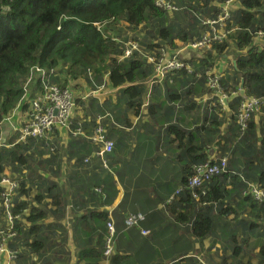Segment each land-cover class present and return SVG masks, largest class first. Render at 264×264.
Here are the masks:
<instances>
[{"label": "trees", "instance_id": "obj_1", "mask_svg": "<svg viewBox=\"0 0 264 264\" xmlns=\"http://www.w3.org/2000/svg\"><path fill=\"white\" fill-rule=\"evenodd\" d=\"M225 1L175 0L183 9L171 13L158 7L156 0H0V139L4 120L22 101L25 84L31 75L34 81L29 84L30 95L42 90L35 67L56 70L50 79L63 89L70 87L77 93L83 82L88 92L104 86L110 93L103 102L98 96L76 98L77 106L80 104L85 111L83 126L85 124L88 131L80 136L70 134L67 149L69 157L79 159L81 163L90 155L99 158L95 152L100 145L89 138L98 125L99 116L107 138L112 140L113 130L118 126L111 116L120 123L131 125L130 112L140 115L144 104H147L151 118L168 112L165 116L170 122L168 130H174L181 139L178 143L185 148L186 160L181 197H174L166 206L172 224L186 226L195 239H208L207 251L220 244L215 250L220 260L211 259V264H264V202L245 194L250 183L264 189V106L251 115L245 130H241L237 122L238 109L244 99L264 97V39L256 36L259 30H264V0H236L232 20L224 28L228 32L226 37L222 41L212 39L208 46L192 54L186 51L180 59L188 68L171 71L163 82L152 88L149 96L148 80L155 70L146 56L159 55L163 47H168L174 54L185 45L200 42L210 31L204 24L205 19L216 18ZM125 30L133 33L145 30L150 40L137 35L134 39L129 38L123 33ZM130 40L137 42L140 50L124 57L126 43ZM234 49L235 61L229 60L228 66L223 68L219 61L228 60ZM217 73L222 75L221 86L230 96L232 114L228 128L223 127L224 115L216 113L215 109L222 112L221 105L216 103L215 90L208 83L209 75ZM242 80L244 95L240 92ZM204 98H207L206 102L200 103ZM24 104L27 107V103ZM185 113L198 116L193 130H185L181 125ZM15 138L9 140L12 146H0V183L7 169L10 170L9 177L19 182L12 211L21 219L16 220L18 236L9 246L18 253L15 264H20V260L25 264H55L53 257L46 256L52 242L49 230L55 225H47L45 220L57 212L64 214L65 205L57 184L50 185L47 177L39 174V169L48 172L52 162L60 166L58 160L64 148L59 142L56 149L51 147V134L47 138H30L17 144ZM208 146L214 147L212 155L208 153ZM215 151L219 156H228L229 171L205 183L198 191L200 198L196 199L188 186L192 166L216 158ZM45 154L51 158L43 157ZM101 182L97 183L94 177L90 179L87 186L94 188L90 201L96 206L92 209L83 206L87 210L74 220L76 229L82 231L83 236L80 237L83 249L78 252L76 264L105 261L122 264L137 256L142 257L138 264H176L180 259L188 264H205L195 258V253L177 252L176 249L183 247L182 240L174 241V236L170 237L159 226L151 236L144 235L138 241L137 229L142 233L144 221L139 227H132L133 230L127 228L133 231V236L122 242L136 244L134 252L128 253L126 248L125 255L117 254V243L122 234L116 231L114 252L106 256L110 213L98 206L110 204L112 198L104 190L97 193L95 185L101 187ZM3 194L4 188L0 184V220L4 211ZM180 201L183 206H179ZM156 211L158 215L159 211ZM127 214L129 212L124 217ZM56 227L65 230L62 225ZM53 234H56L55 230ZM157 238L162 239L160 260L171 261L160 262L157 258L160 247L153 242ZM169 241L171 245H168ZM167 246L168 249H164ZM150 251H154L152 257L148 254ZM146 255L148 258L143 263Z\"/></svg>", "mask_w": 264, "mask_h": 264}, {"label": "crops", "instance_id": "obj_2", "mask_svg": "<svg viewBox=\"0 0 264 264\" xmlns=\"http://www.w3.org/2000/svg\"><path fill=\"white\" fill-rule=\"evenodd\" d=\"M234 51L235 49L229 55L228 60H225V58L223 59L224 61H219V64H222L221 66L223 68L228 66L229 60H231V62L235 61ZM80 92L79 90L76 93L77 96H79ZM108 95H110V93L104 88L100 94L94 96H98L100 102H103ZM113 98L116 99L115 96H113ZM24 103H21V107L18 109L20 114H24L28 110V105L25 107ZM144 105L142 106L143 109L140 115H135L130 112L128 120H130L131 125L120 123L111 116V119L118 127L113 130L112 141L114 142V153L109 154V159L107 157L108 155L106 156L108 168H105L101 159L94 157V155L84 158L82 163L79 159L69 157L67 146L70 136L66 130L59 128L57 129V134H51L53 144L51 147L56 149L57 142H59L64 148L60 154L61 158L58 160L60 166L52 162L50 163L48 172L46 171L48 183L50 185L57 184L58 192L63 197L65 205L64 214H62V212H57L54 215L51 214L47 220H45L47 225L50 223L55 225V227L49 230L52 234V242L50 244L51 246L49 245L47 249L46 255L51 256V258L53 257L55 259V264H76L78 261V252L83 249V247L80 246V241H82L80 237L83 236L81 234L82 231L76 229L74 220L87 210V208L83 206H90L88 209H92L93 206H96L94 202L90 201L91 193H93L94 188L87 186L88 182L93 177L96 178L97 183L98 181H102L99 183L101 187H97L98 184L95 185L97 193L100 192V190H102V192L104 190V192L106 194L109 193L112 198L110 204L105 206L101 205L98 206V208L109 211L110 218L114 220L116 231L122 234V239H119L117 243V254L125 255L126 248L129 250L128 253L134 252L136 248V244L134 246V244L131 243L128 245L122 243L133 236V231L131 232V230H129L132 228L127 229L125 225L124 216L126 212H141L148 217L141 226L143 229L150 231V235L148 234L149 236H151L153 230L158 226L159 228H166L170 225L171 228L168 229L170 233L168 234L169 236H174V241L182 240L184 237L192 239L186 226L173 225L172 219L169 218V214L166 211V206H168L171 200L174 197H181L180 193L183 192H180V190L184 186L182 178L184 176L183 168L186 162L185 148L182 150V147L179 145L178 141H181V139L179 137L177 138L176 132L174 130H168L170 122L165 118L168 112L161 113L157 115L156 118H151L148 116L147 104L145 108ZM79 108L80 106L78 104L74 118L75 120H77V118L81 119L78 121H83L85 123L86 120L78 111ZM215 110L216 113L218 112L224 115L225 121L223 127L228 128L230 125V116L232 114L230 109L226 111L221 110L222 112H220L219 109ZM194 114L195 113H185L183 115L184 122H182L181 125L185 130H193L195 125H197L198 116ZM4 127L5 132H8L9 126L4 125ZM87 131L84 124V132L86 133ZM10 135L11 132L8 136ZM182 140H184V138ZM139 144L143 149L142 155H122L127 151L129 146H131L133 150L139 149ZM207 148L209 149L208 153L212 155L214 153V147L208 146ZM215 153L219 155L218 151H215ZM43 157L51 158L50 155H43ZM85 159L89 161L85 162ZM39 174L45 176V173L40 169ZM178 179H180V182L177 181ZM35 192L36 188L33 189V195ZM46 200H50L48 195ZM183 205L184 203L180 201L179 206ZM136 206L145 207L141 209ZM48 207L52 208V206ZM30 208L32 209L33 206ZM53 208L57 210L56 206H53ZM156 210L159 211L158 215L155 213ZM27 212H29V210ZM151 214H154L153 217L149 216ZM56 225L64 226L65 230L56 227ZM54 230L56 232L55 235L53 234ZM137 230L139 231V241L144 234L141 233V230ZM172 230L175 232H172ZM133 241H135V239ZM153 242L160 247L162 239L157 238ZM164 243H166L165 240ZM168 247L169 246L164 249H168ZM195 247H198V245L196 244ZM162 252L163 249L161 250L159 248V256L157 257L159 261H171L167 258H162V260H160ZM148 254L152 257L154 251H150ZM146 258H148L147 255L143 263L146 262ZM141 259V256L132 257L125 260L122 264H138V260L140 261ZM153 263L154 262L150 264ZM101 264L110 263L105 261Z\"/></svg>", "mask_w": 264, "mask_h": 264}, {"label": "built area", "instance_id": "obj_3", "mask_svg": "<svg viewBox=\"0 0 264 264\" xmlns=\"http://www.w3.org/2000/svg\"><path fill=\"white\" fill-rule=\"evenodd\" d=\"M236 0H226L220 5L221 11L216 18L205 19L204 24L210 27V31L207 32L202 40L197 43H190L184 47L178 49L174 54L168 51V47H163L159 55H147L149 62L154 65V74L148 80L149 96L151 95L152 88L157 84L164 81L167 75L174 70L180 68H188L185 62L180 59L185 52L192 54L193 51L208 46L212 39L222 41L228 33L224 30L227 27L228 22L232 20V8ZM156 5L161 9L168 12L180 11L183 8L179 7L175 0H156ZM101 30H102V26ZM258 39H264V30H259L256 34ZM126 50L124 57H130L135 51L140 50L139 45L135 41H128L126 43ZM35 72L42 81V90L35 92L33 96L30 95V83L34 81L31 75L25 84V94L22 101L14 112L5 118L4 122L11 125V135L13 137L15 133V143L27 142L30 138H47L50 134L55 133L57 129L61 128L66 130L68 135L80 136L85 135L83 121H76L74 116L77 110L76 95L72 88H61L57 84L53 83L50 79L56 74V70L43 69L35 67ZM221 74L209 75V85L215 90L214 96L217 98L218 104L221 106L222 111L229 110V98L230 96L224 92L220 79ZM104 90V86L97 90H91L89 94L96 95ZM241 92V89H240ZM88 94V95H89ZM237 95V92H234ZM213 100V97L210 96ZM207 98H204L200 103H205ZM26 102L28 110L24 114H20L18 109L21 107V103ZM264 106V97H249L244 99L237 113V122L241 127V130H245L248 126L249 119L253 113L259 112ZM12 119V122H11ZM16 119L15 127L12 123ZM102 117L99 116L98 125L94 129V133L89 138L97 145H100L95 154L98 156L104 167L108 168V161L106 156L113 152L114 142L107 138L106 130L101 124ZM8 140L0 139V146L10 147L13 144ZM53 150V149H51ZM88 162V159L84 160ZM6 171V176L1 180V186L4 188L3 194V216L0 220V264H15L18 258L17 251L10 248V242L18 236L16 227V220L21 219L20 215H15L12 211L13 198L16 190L19 188V182L12 180L9 177V169ZM228 156L217 155L214 159H209L205 162L197 163L192 166V176L189 179V188L193 191V196L196 199L200 198L199 189L215 176L228 172ZM245 194L251 195L256 201L264 202V189L257 184L250 183L249 189ZM146 216L141 212L129 213L125 217V225L127 228L139 227ZM21 221H24L23 219ZM109 237L107 238L105 246V255L109 256L114 252L113 238L116 234L115 223L112 218L107 223ZM142 233L147 235L149 230L142 229Z\"/></svg>", "mask_w": 264, "mask_h": 264}, {"label": "rangeland", "instance_id": "obj_4", "mask_svg": "<svg viewBox=\"0 0 264 264\" xmlns=\"http://www.w3.org/2000/svg\"><path fill=\"white\" fill-rule=\"evenodd\" d=\"M123 33H126V35L129 36V38H135V35L139 36L140 38H143L145 39V37L150 40V37H147L146 33H145V30H142L141 32H136V33H133V32H129L127 30H125ZM125 35V36H126ZM224 61V60H223ZM87 86L82 82L81 83V87L78 88V91L80 90L81 92L79 93V96L81 95H85L88 93V90H87ZM80 108L78 109V111L80 112L81 116L84 117V110H83V107L79 104ZM11 122H12V119H11ZM15 127H17L16 125V121L14 120V122L12 123ZM4 125L6 126H9V131L8 132H5V127ZM11 132V125L9 123H6L2 125V136L5 138V139H9L10 137L8 136L9 133ZM1 137V138H3ZM3 138V140H5ZM140 145V144H139ZM182 150H184V147H182ZM47 154V153H46ZM45 154V155H46ZM143 154V149L140 145L139 149L137 150H133L131 146L128 147L127 151L125 153H123L122 155H142ZM180 162H183V161H180ZM32 166L34 168H38L36 165L32 164ZM43 172L45 173V176L47 174V172L45 170H43ZM177 181L180 182V179H178ZM137 208H141V209H144L145 206H136ZM163 231H167V233H170L168 228H163L162 229ZM242 229L239 227L238 228V231H240L241 233V236L243 237V233L241 231ZM178 236V235H176ZM252 236V235H250ZM171 237V236H170ZM191 238L192 239H188L187 237H184L182 238V248L181 249H176V251H188L189 253H195L196 256L195 258H197L201 263H205V264H211V259L212 261H219L220 258H219V255H216L215 254V250L216 248H219L220 247V244H217L216 245V248H214L212 251H207L206 250V246L208 245V239H205V240H199V239H195L194 237H192L191 235ZM166 244V243H165ZM196 244L199 245V248L195 247ZM168 245H171V242L169 241L168 242ZM201 246V247H200ZM160 249H162L160 247ZM170 250V249H169ZM48 259H51V258H48ZM53 261V260H52ZM179 263H176V264H188L187 261L183 260V259H180L178 260ZM20 263H23L25 264L24 261L20 260Z\"/></svg>", "mask_w": 264, "mask_h": 264}, {"label": "water", "instance_id": "obj_5", "mask_svg": "<svg viewBox=\"0 0 264 264\" xmlns=\"http://www.w3.org/2000/svg\"><path fill=\"white\" fill-rule=\"evenodd\" d=\"M241 94L244 95L245 94V89H244V80H242V84H241Z\"/></svg>", "mask_w": 264, "mask_h": 264}, {"label": "clouds", "instance_id": "obj_6", "mask_svg": "<svg viewBox=\"0 0 264 264\" xmlns=\"http://www.w3.org/2000/svg\"><path fill=\"white\" fill-rule=\"evenodd\" d=\"M74 91V90H73ZM90 91L91 90H89V92L86 94V96H84V98H87V97H89V96H94V95H92V94H89L90 93ZM75 92V91H74ZM101 93V92H100ZM89 94V95H88ZM75 95H76V98H77V94L75 93Z\"/></svg>", "mask_w": 264, "mask_h": 264}]
</instances>
